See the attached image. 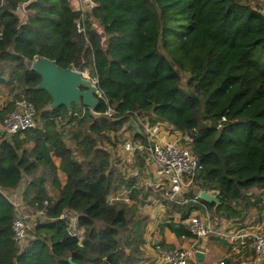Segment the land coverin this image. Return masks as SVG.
Masks as SVG:
<instances>
[{"label": "trees", "instance_id": "obj_1", "mask_svg": "<svg viewBox=\"0 0 264 264\" xmlns=\"http://www.w3.org/2000/svg\"><path fill=\"white\" fill-rule=\"evenodd\" d=\"M22 2H29L26 14L16 11ZM95 2L82 33L81 12L70 0H0V77L11 78L0 83L16 96L0 120L26 98L41 123L0 144V185L17 189L30 176L23 199L47 216L21 248L12 228L15 207L0 192V264H136L142 258V189L111 166L104 144L112 143L108 132L120 129L128 112L151 114L194 136L203 166L198 181L219 191L221 207L264 188V63L251 56L264 47L259 7L247 0ZM35 58L90 70L104 96L96 108L102 115L83 104L52 108L51 95L38 88L41 76L27 65ZM109 106L115 117L103 114ZM64 123L72 128L65 131ZM52 154L61 159L65 185ZM123 190L135 203L110 202ZM70 210L83 229L81 242L61 218Z\"/></svg>", "mask_w": 264, "mask_h": 264}, {"label": "built area", "instance_id": "obj_2", "mask_svg": "<svg viewBox=\"0 0 264 264\" xmlns=\"http://www.w3.org/2000/svg\"><path fill=\"white\" fill-rule=\"evenodd\" d=\"M76 2L77 10L81 12L76 26L79 32L84 33L86 13L97 3L95 0H76ZM28 3H20L16 9L17 13L26 14ZM259 10L264 15V1L263 7ZM3 36L4 30L0 28V39ZM37 59L39 58H35ZM33 61L28 63L31 64ZM95 85H97V80ZM98 95L104 97L100 89ZM90 110L96 116L102 115L101 112L91 108ZM116 113L117 111L109 106L103 114L115 117ZM36 114V108L32 102L26 98L17 100L16 107L9 111L2 121L3 140L35 128ZM127 114H129L127 122L136 128L135 138L137 140L133 137L117 138L114 142V158L112 157L113 161L118 163L125 178L128 180L135 178L136 188L158 191L160 198L171 204L187 206L190 203H201L204 199L201 198V191L196 189V184L203 166L193 150L194 136L183 133L170 122L156 119L151 114L139 112H128ZM24 189V182L20 191L9 190L0 185V192L5 194L15 207L12 228L14 239L21 248L35 237V226L38 220L47 218L45 211L34 209L24 201ZM120 199H124L130 205L135 203V199L129 197L128 190L110 195L111 203ZM48 202V200L45 201L46 204ZM61 218L68 221L69 234L82 240L83 229L77 225V214L70 210L62 214ZM183 222L197 237L218 234L231 242H243L244 238L252 236L254 255L251 258H243L239 264L264 263V228L248 232L229 231L221 226L218 218L212 219L210 215H202L197 209L190 210L189 215L183 218ZM156 248L158 258L155 264H189L190 252L187 250L178 247L170 249L162 244H158ZM219 264L226 263L221 261Z\"/></svg>", "mask_w": 264, "mask_h": 264}, {"label": "crops", "instance_id": "obj_3", "mask_svg": "<svg viewBox=\"0 0 264 264\" xmlns=\"http://www.w3.org/2000/svg\"><path fill=\"white\" fill-rule=\"evenodd\" d=\"M70 1L72 7L77 10L76 0ZM1 77H4L6 82L11 80L7 74ZM15 99V93L10 91L9 86L6 83H0V110ZM2 121L0 120V144L3 141ZM64 124L65 131L72 128L71 123H67L68 126H66V123ZM40 126L41 123L38 119L36 127ZM136 134L135 126L126 121L117 131L108 132L112 143L105 140L104 144L114 158L115 140L124 137L135 138ZM24 137L25 135L22 134L21 138ZM135 139L137 140V138ZM33 147V142L27 143V148L31 150ZM112 157L111 166L113 164L118 166V163L113 161ZM52 159L59 168L58 174L62 185H65L67 178L60 169L61 159L53 154ZM31 179L30 176H25L22 183L24 182L27 186ZM22 183L17 190L22 189ZM47 185L50 189H53L51 186L52 181H49ZM142 189V195L138 202V216L144 219L145 225L143 242L140 245L142 258L136 264H155L158 258L156 248L158 244L170 249L178 247L189 251V264H219L221 261H225L226 264H239L243 258H251L254 255V239L252 236H247L243 239V242H231L218 234L197 237L185 226L183 218L189 215L190 210L197 209L202 215H210L212 219L218 218L221 226L229 231L248 232L264 228V188L253 187L248 191L245 199L234 202L228 209L221 207V203L206 200L201 201V203H190L187 206L171 204L167 200H162L158 191ZM196 189L200 191L208 190L209 193L217 197L219 194L216 189L203 188L199 181H197ZM198 252L203 254L202 258L198 255Z\"/></svg>", "mask_w": 264, "mask_h": 264}, {"label": "water", "instance_id": "obj_4", "mask_svg": "<svg viewBox=\"0 0 264 264\" xmlns=\"http://www.w3.org/2000/svg\"><path fill=\"white\" fill-rule=\"evenodd\" d=\"M29 67L41 76L42 81L38 88L51 95L52 108L66 106L71 109L73 104H83L93 110L98 107L99 88L92 84L81 70L73 67L63 69L55 61L47 58L37 59ZM201 198L209 202L220 203L219 198L209 193L208 190L201 191ZM198 255L203 257L201 252H198ZM70 261L72 262L71 258Z\"/></svg>", "mask_w": 264, "mask_h": 264}, {"label": "rangeland", "instance_id": "obj_5", "mask_svg": "<svg viewBox=\"0 0 264 264\" xmlns=\"http://www.w3.org/2000/svg\"><path fill=\"white\" fill-rule=\"evenodd\" d=\"M263 1L264 0H247V2L250 5H252V6L256 7V8L259 7V9H261L263 7ZM251 56L264 63V47H262L261 45H258L256 48H254L251 51ZM27 65L30 66L29 63ZM82 72L86 75V78H88L91 81L92 84H95L96 78H94L91 75L90 70H86V71H82ZM188 79H189V74L183 73V80H182V85L183 86H186ZM72 144H74V143H72ZM26 207H28V206L26 205Z\"/></svg>", "mask_w": 264, "mask_h": 264}]
</instances>
